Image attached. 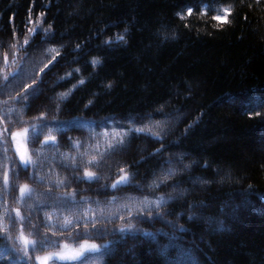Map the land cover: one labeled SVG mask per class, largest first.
Returning <instances> with one entry per match:
<instances>
[{
  "label": "trees",
  "instance_id": "1",
  "mask_svg": "<svg viewBox=\"0 0 264 264\" xmlns=\"http://www.w3.org/2000/svg\"><path fill=\"white\" fill-rule=\"evenodd\" d=\"M82 240L264 264V0H0V264Z\"/></svg>",
  "mask_w": 264,
  "mask_h": 264
},
{
  "label": "snow or ice",
  "instance_id": "2",
  "mask_svg": "<svg viewBox=\"0 0 264 264\" xmlns=\"http://www.w3.org/2000/svg\"><path fill=\"white\" fill-rule=\"evenodd\" d=\"M225 13L226 15L230 14V12L225 9ZM192 14V10L189 8L188 9V15L190 16ZM214 19L217 20H221V22H225L226 21V16L222 19L220 16H214ZM122 39V37H121ZM93 63H96V61H93ZM80 83H84L83 80L80 81ZM5 131H7L5 129ZM137 131H139L137 129ZM20 137L21 134L17 133L15 136H13L14 140H17V152L20 153V160L25 164V166H27L31 161L29 158L26 157L25 155V151L26 150H22L23 149V145L20 141ZM50 140H52L53 142L55 141L54 137H50ZM122 143V141H121ZM85 175H87L90 179L93 177V173H85ZM5 182H7V177H5ZM123 182L127 183V177L123 178ZM113 187L115 188L116 185H113ZM27 186H25L24 188L20 189L21 194L23 195L25 190H26ZM159 201L156 204V207L159 208ZM17 215H19V212L16 213ZM189 219H192V217H189ZM121 232H124L125 229L121 228L120 229ZM22 242L25 246V256L28 255L27 252V248L30 244H32L33 247H35L34 242H30L27 238L21 237ZM100 249L95 245V244H88V243H84L83 245H81L78 249H70L68 247V245H64V251L62 252H56L50 255H45V256H36L35 259L37 261V264H49L50 261H61V262H77V261H81L84 258V255L86 252L89 253H95V252H99Z\"/></svg>",
  "mask_w": 264,
  "mask_h": 264
},
{
  "label": "rangeland",
  "instance_id": "3",
  "mask_svg": "<svg viewBox=\"0 0 264 264\" xmlns=\"http://www.w3.org/2000/svg\"><path fill=\"white\" fill-rule=\"evenodd\" d=\"M17 133H20L21 134V137H20V141H21V143H22V145H23V149L22 150H27V145H26V134H25V132H19V131H15V132H13L12 134L13 135H16ZM15 143L16 144H14V146H15V148H16V150H17V140H15ZM19 154V156H20V153H18ZM25 155H26V157L28 158V152L27 151H25ZM21 163L23 164V165H25L22 161H21ZM16 235H18V233H16ZM21 237H24L23 235H20L19 237H17L16 238V243L18 244H21L22 242H21ZM84 243H88V244H95L99 249H100V246L99 245H97L96 243H93V242H91V241H82V242H80V243H77V244H72V243H63L62 244V247L61 248H58V249H55V250H58V251H56V252H62V251H64V245H68V247L70 248V249H78L81 245H83ZM79 244V245H78ZM20 248V247H19ZM23 248V250H24V252H25V247H21L20 249H22ZM29 250V247L27 248V251ZM56 252H46L45 254H43L42 256H45V255H50V254H53V253H56ZM87 253H89V252H86L85 254H87ZM34 262H36V259H34ZM52 262H61V261H50L49 262V264H51ZM69 262H71V261H69Z\"/></svg>",
  "mask_w": 264,
  "mask_h": 264
}]
</instances>
